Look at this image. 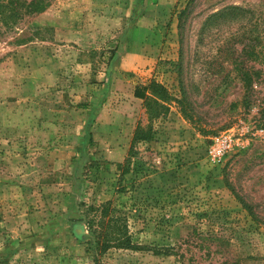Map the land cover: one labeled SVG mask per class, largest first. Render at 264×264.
Returning a JSON list of instances; mask_svg holds the SVG:
<instances>
[{"label":"rangeland","instance_id":"rangeland-1","mask_svg":"<svg viewBox=\"0 0 264 264\" xmlns=\"http://www.w3.org/2000/svg\"><path fill=\"white\" fill-rule=\"evenodd\" d=\"M39 1L0 29V264H93L106 201L146 250L98 264H264V0ZM149 81L195 125L147 109ZM228 129L245 145L216 163Z\"/></svg>","mask_w":264,"mask_h":264},{"label":"trees","instance_id":"trees-1","mask_svg":"<svg viewBox=\"0 0 264 264\" xmlns=\"http://www.w3.org/2000/svg\"><path fill=\"white\" fill-rule=\"evenodd\" d=\"M26 14H36L43 11L44 7L39 0H0V29L2 27L8 29L10 25H14L17 17L21 16V10ZM5 19L13 20L14 22H6ZM242 81L247 89L251 86V81L248 75L242 76ZM135 97L143 100V104L147 109H152L153 113H165L168 111L170 103H176L180 109V113L184 118L193 123L194 116L191 114L188 102L184 91L180 92V96L172 98L166 90L157 82L149 81L144 86H138L135 90ZM145 131L137 127L133 134L131 147L135 143L146 140ZM90 141V140H89ZM128 165L125 159L122 168ZM246 210L243 202H240ZM111 201L100 203L96 207H89L85 219L87 232L93 238V242L89 243V251L92 254L93 264H98L99 257L110 249H122L139 251L146 248L134 243L129 232L128 220L124 214H120L112 206Z\"/></svg>","mask_w":264,"mask_h":264},{"label":"built area","instance_id":"built-area-1","mask_svg":"<svg viewBox=\"0 0 264 264\" xmlns=\"http://www.w3.org/2000/svg\"><path fill=\"white\" fill-rule=\"evenodd\" d=\"M257 134H264V131L260 130ZM244 145V140L239 132L228 129L211 138L206 154L214 162L221 163L231 151L241 149Z\"/></svg>","mask_w":264,"mask_h":264},{"label":"bare ground","instance_id":"bare-ground-1","mask_svg":"<svg viewBox=\"0 0 264 264\" xmlns=\"http://www.w3.org/2000/svg\"><path fill=\"white\" fill-rule=\"evenodd\" d=\"M75 230H76V231H75V232H76V234H79V233H81V232H82L80 227H76V228H75Z\"/></svg>","mask_w":264,"mask_h":264}]
</instances>
